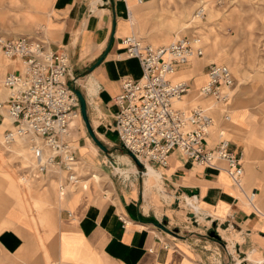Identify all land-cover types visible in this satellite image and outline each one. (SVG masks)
Segmentation results:
<instances>
[{"label":"crops","instance_id":"0c3cea01","mask_svg":"<svg viewBox=\"0 0 264 264\" xmlns=\"http://www.w3.org/2000/svg\"><path fill=\"white\" fill-rule=\"evenodd\" d=\"M27 1L45 6L44 1ZM3 3L4 0H0V7ZM142 3L53 0L52 40L44 42L50 49L68 54V86L84 98L93 133L109 148L106 159L114 160L116 153L121 160L117 158L106 165L90 159L91 150H96L97 146L84 126L83 133L78 132L75 140L76 157L93 164L102 178L101 187L106 183L112 185L108 186V192L100 190L96 178L82 180L77 172L80 181L75 189L60 195L57 186L58 197L65 199V203L54 206L53 197L43 196L38 183L31 194L26 195L13 189L0 175V264H224L226 257L234 261V255L242 258L236 264H264V171L257 166L264 163L258 158L262 155L260 151L250 148L248 151L247 114L243 111V126L231 122L228 107L232 95L226 105L215 103L223 109L219 124L211 115V108L199 107L213 120L205 140L206 148L218 145L220 133L227 130L231 135L227 140L229 152L240 160L243 168L238 190L226 172L225 163L220 162L216 168L197 167L175 151L165 167L149 164L160 177V185L155 188L160 193L154 191L145 200V169L138 170L112 131L118 109L114 99L120 93L121 78L137 80L142 73L139 62L126 57L121 45L125 37L135 36V5ZM10 5L22 7L19 0H11ZM27 15L24 17L28 18ZM18 36L25 35L13 37ZM192 60L196 61L191 63ZM192 60L175 71L194 75L184 81L191 89L206 84L209 65L202 57ZM195 97L202 101L210 99L199 98L196 93ZM224 113L229 116L228 120L223 119ZM7 118L0 109V126H4ZM7 126L2 135L10 129V122ZM71 136L75 142L73 130ZM117 141L119 147L115 145ZM117 170L128 171V177ZM52 177L56 175L46 176L45 182ZM60 182L64 181H58L57 185ZM246 189L251 192L250 196ZM192 190L197 192L198 205L194 202L193 211H183L181 203L192 197L187 195ZM24 201L39 205L46 202V209L35 210L31 206L28 209ZM155 201L156 204H152ZM163 223L167 230L177 232L172 235L156 226ZM212 229L218 234L219 229L224 230L229 240H223L232 245V252L226 251L225 259L214 246V239L208 236Z\"/></svg>","mask_w":264,"mask_h":264},{"label":"built area","instance_id":"2783aa9c","mask_svg":"<svg viewBox=\"0 0 264 264\" xmlns=\"http://www.w3.org/2000/svg\"><path fill=\"white\" fill-rule=\"evenodd\" d=\"M121 45L126 57L139 62L142 72L137 80L121 78V90L114 99L118 108L114 129L121 147L144 167H165L175 151L197 167L216 168L223 162L233 186L240 189L243 168L229 152V142L221 139L215 148L205 147L213 125L210 116L199 106L189 110L175 106L192 89L184 81H174L172 76L177 67L203 56L200 37H183L168 46L156 47L127 36ZM2 59L16 65L1 79L7 97L0 102V109L5 111L11 126L2 136L3 144L16 139L27 141L31 154L25 168L28 179L62 174L60 195L66 188L75 189L80 177L71 133L72 120L80 118V108L77 96L68 86V54L50 49L34 36L0 35ZM206 77V84L195 90L197 97L226 105L235 80L232 71L226 65L210 63ZM228 118L224 113L223 119Z\"/></svg>","mask_w":264,"mask_h":264},{"label":"rangeland","instance_id":"374dc122","mask_svg":"<svg viewBox=\"0 0 264 264\" xmlns=\"http://www.w3.org/2000/svg\"><path fill=\"white\" fill-rule=\"evenodd\" d=\"M10 1L4 0L3 7H0L1 36L33 35L45 42L52 40L50 19L54 16L53 0H39L44 1V7L38 2L19 0L22 4L20 9L11 7ZM131 1L135 4L136 0ZM135 8L137 9V18L133 20L136 25L135 36L144 43L156 47L168 46L183 37L197 35L201 39L203 61H206V64H223L229 67L235 80L231 91L232 98L228 107V115L231 116L233 125L243 126L244 112L247 114L246 131L247 135L250 136L247 141L248 151L249 148L251 151H260L262 155L258 158H261L259 160L264 163V0H143V3L135 5ZM202 9L204 11L201 14ZM27 13L28 18L24 17ZM194 61L196 60H192L191 63ZM15 66L14 63L7 60H0V101L7 97V92L1 86V79L6 71L12 70ZM193 76V74L178 71L175 81H188ZM199 86L193 87L191 92L180 100L182 102L180 108L209 107L213 111L211 115L219 124L223 109L216 105L212 99L202 101L196 98L195 90ZM9 122L10 120L7 118L4 126H0V175L2 178L8 181L13 189L26 195H30L38 183L37 187L43 196L53 197L54 206L65 203V199L60 200L56 192L58 181L63 179L62 174L56 178L52 177L47 183L45 182L46 176L39 180L28 179L25 168L30 164L31 154L28 150L27 141L16 139L9 145L3 144L2 133L8 127ZM72 125L73 140L75 141L78 138L77 133H83L84 130L81 116L79 121L72 123ZM237 130L242 132L241 129ZM112 131L116 133L114 129ZM221 139H231L227 130L222 134ZM75 143L76 141L74 147H76ZM115 145L119 147L118 141ZM104 146L107 147L105 144ZM95 149L91 150L92 156L90 157L95 162L102 161L106 165H110V161L115 162L118 158L115 153L114 160H107L106 155L98 147ZM107 149L109 148L107 147ZM254 156L255 154L252 153L253 159ZM118 160L120 159L118 158ZM76 165L82 180L96 178L101 187L102 178L94 170L91 162L87 163L77 159ZM257 166L264 171V164ZM138 170L141 171V169ZM117 172L125 178L128 177L126 170H118ZM108 186L112 187L111 184L106 183L100 190L108 192ZM155 188L151 187L147 190L144 188L143 197L145 200L154 191L160 193ZM69 189L66 188L65 191L72 190ZM236 190L238 189L236 188ZM101 192L100 195L103 194ZM245 192L250 196L249 190L246 189ZM239 196L241 197V195ZM27 199L30 200L28 196ZM194 202L197 203L196 197L192 196L186 199V203H181V207L185 208L183 211H193L191 205ZM24 204L28 209L30 206L35 210L44 211L46 209V202L39 205L24 201ZM152 204H156V201ZM218 232L220 241H212L216 243L214 246L218 248L222 258L225 259V252L231 253L230 247L232 245L223 240H229L224 230L219 229ZM215 233L219 235L217 231ZM234 257V261L226 257L224 264H236L242 259L236 255ZM240 264L249 263L242 262Z\"/></svg>","mask_w":264,"mask_h":264},{"label":"water","instance_id":"95a60500","mask_svg":"<svg viewBox=\"0 0 264 264\" xmlns=\"http://www.w3.org/2000/svg\"><path fill=\"white\" fill-rule=\"evenodd\" d=\"M103 1H106V0H103ZM74 93L75 95L77 96L78 98V101H79V108H80V116H81V119L84 123V126L86 128V131L89 135V137L91 138V140L93 141V143L106 155H109V151L108 149L95 137L94 133H93V130L90 126V123H89V120H88V116H87V111H86V103H85V100L84 98L82 97L81 93L79 91H76L74 90ZM127 152V151H126ZM127 154L133 159L135 165L139 168V169H145V167L139 163L129 152H127ZM197 194V192L195 190H192L190 193H188L187 195L188 196H195ZM193 215H190V217H192ZM158 228L162 229L163 231L169 233V234H172L174 235L177 230H174V231H169L165 228V223L163 224H158L156 225ZM208 236L214 240H217V241H220V237L219 235H217L215 233V230L212 229Z\"/></svg>","mask_w":264,"mask_h":264},{"label":"bare ground","instance_id":"6f19581e","mask_svg":"<svg viewBox=\"0 0 264 264\" xmlns=\"http://www.w3.org/2000/svg\"><path fill=\"white\" fill-rule=\"evenodd\" d=\"M175 73L173 74L172 79H173ZM180 103H181V101H176L175 102V106L176 107H179L178 105ZM79 119H80L79 117L73 118L72 123H75L76 121H79ZM143 175H144V188H145V190L150 189L151 187H156V188L159 187V185H160V177H159V175L155 172V170L149 164H146L145 165V172H143Z\"/></svg>","mask_w":264,"mask_h":264}]
</instances>
